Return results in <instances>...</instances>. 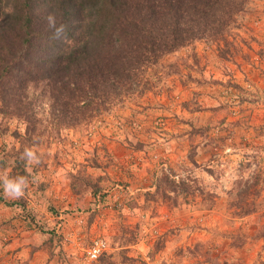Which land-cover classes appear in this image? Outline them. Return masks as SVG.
<instances>
[{"label":"rangeland","instance_id":"374dc122","mask_svg":"<svg viewBox=\"0 0 264 264\" xmlns=\"http://www.w3.org/2000/svg\"><path fill=\"white\" fill-rule=\"evenodd\" d=\"M239 21L232 43L199 41L166 57L159 68L169 76L161 89L62 136L44 138L37 148L44 160L27 168L39 170L28 187L35 192L42 183L66 185L73 201L67 209L50 202L54 213L44 206L52 218L45 221L47 231L59 243L54 253L41 250L37 264H264V208L240 218L234 206L253 180L262 193L249 202L264 203V0H250ZM49 103L45 98L38 107L45 122ZM5 124L0 157L14 143V130L24 132L21 120ZM4 170L0 174L10 177L12 167ZM80 170L102 191L87 197L84 210L94 201L93 209L74 212L68 175ZM163 173L177 182L196 179L200 190L216 195L215 204L206 209L209 202L197 191L178 207L145 205V194L154 193ZM14 200L3 194L0 222L17 210L7 206ZM130 203L137 205L133 211ZM60 215L63 229L56 232ZM12 233L0 242V264H32L15 255ZM29 235H20V242L38 241ZM97 238L109 248L103 261L92 262L86 250Z\"/></svg>","mask_w":264,"mask_h":264},{"label":"trees","instance_id":"16d2710c","mask_svg":"<svg viewBox=\"0 0 264 264\" xmlns=\"http://www.w3.org/2000/svg\"><path fill=\"white\" fill-rule=\"evenodd\" d=\"M249 2L0 0V136L7 135L6 121L15 118L24 125L23 133L17 129L12 133L14 143L0 157V169L5 171L11 166L10 178L26 176L29 184L35 182L38 168L31 173L20 159L26 146L34 148L44 160V154L37 150L44 138L62 136L64 131L87 125L117 105L161 89L164 75L169 76L159 68L166 57L199 41L232 43L239 17ZM49 14L55 16L56 28L65 25V34L60 38L55 37L56 28L48 26ZM45 98L50 102L46 122L38 109ZM68 178L76 196L72 211L93 209L94 201L84 210L86 199L101 195V186L82 170L70 173ZM253 181L245 183L234 204L240 218L264 208V203L258 206L249 202L262 193L256 187L258 181ZM196 184L198 181L192 177L177 182L163 173L154 193L145 194V205L165 202L178 207L202 191L204 201L209 202L206 209L213 207L216 195L200 190ZM45 188L42 183L37 192ZM35 194L27 187L22 198L7 205L25 218L24 232H33L38 239L28 243L30 256L44 248L54 253L59 243L55 232L47 231L48 224L29 207ZM133 204L128 206L131 211L137 206ZM48 208L50 213L56 211L51 204ZM14 230L11 220L0 222V242ZM105 255L98 260L103 261Z\"/></svg>","mask_w":264,"mask_h":264},{"label":"crops","instance_id":"0c3cea01","mask_svg":"<svg viewBox=\"0 0 264 264\" xmlns=\"http://www.w3.org/2000/svg\"><path fill=\"white\" fill-rule=\"evenodd\" d=\"M190 90H188L186 92L185 97L187 99H190ZM160 100L163 99V97L159 98ZM153 111V110H151ZM154 112V111H153ZM49 180V179H47ZM52 186V184H50ZM63 189V190H62ZM62 190V191H61ZM35 202L33 200H29V207L31 209L34 210L35 213H37L39 215V218L43 217V220L46 221L48 220L49 223H51L52 219L49 215L48 212H45L44 206H46L47 204L49 205L50 202H52L54 205H57L58 207H60L61 209H67L69 207V205H72V201H73V196L71 195L70 189H68V187L66 185H64L63 188L57 187V185L55 184V186L53 187H46L44 192H37L36 189V194H35ZM56 203V204H55ZM18 210H13L11 212H7V214H10L11 216L9 217L8 220H11L12 224H14L15 226L19 227V229H17V227H15V230L12 233L11 237L9 235V240H12V245L14 250L16 251V256H19V258L23 257L25 260L31 261L32 260V264H37L38 262H41V251L36 252L33 254V256H30V250L28 248L27 242H20V235L23 236H30L29 233L32 235L33 232H24V224L26 223L25 218H23V216L17 215ZM19 224H21L19 226ZM11 237V238H10ZM27 247L26 250L24 249V247ZM20 247H23L22 250H18ZM18 251V252H17ZM12 256V255H10ZM43 258V257H42Z\"/></svg>","mask_w":264,"mask_h":264},{"label":"clouds","instance_id":"9594fccd","mask_svg":"<svg viewBox=\"0 0 264 264\" xmlns=\"http://www.w3.org/2000/svg\"><path fill=\"white\" fill-rule=\"evenodd\" d=\"M46 19L50 28H56V18L54 15L49 14ZM63 34H65V25L61 24L59 28H56L55 37L60 38ZM20 159L24 160L26 165L39 164L41 162L40 157L37 155L34 148L27 146L21 153ZM35 179H37V177H33V180ZM0 181H2L0 182V186L3 187L4 196L12 199L22 198L29 185L28 177L16 176L10 178L6 172L0 174Z\"/></svg>","mask_w":264,"mask_h":264},{"label":"built area","instance_id":"2783aa9c","mask_svg":"<svg viewBox=\"0 0 264 264\" xmlns=\"http://www.w3.org/2000/svg\"><path fill=\"white\" fill-rule=\"evenodd\" d=\"M63 220L64 217L60 215V217L57 218L56 221V232H59V230L63 229ZM108 243L102 239L97 238L95 239L91 246L86 250V257L89 261L95 262L97 261L103 254H105L108 251Z\"/></svg>","mask_w":264,"mask_h":264}]
</instances>
